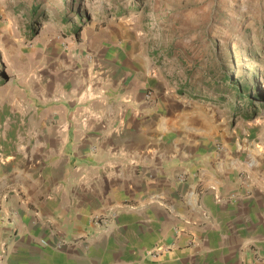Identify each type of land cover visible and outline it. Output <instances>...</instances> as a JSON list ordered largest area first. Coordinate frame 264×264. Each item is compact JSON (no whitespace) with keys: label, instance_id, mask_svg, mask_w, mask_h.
<instances>
[{"label":"crops","instance_id":"crops-1","mask_svg":"<svg viewBox=\"0 0 264 264\" xmlns=\"http://www.w3.org/2000/svg\"><path fill=\"white\" fill-rule=\"evenodd\" d=\"M63 89L1 150L0 264H264L263 154L143 75Z\"/></svg>","mask_w":264,"mask_h":264},{"label":"rangeland","instance_id":"rangeland-1","mask_svg":"<svg viewBox=\"0 0 264 264\" xmlns=\"http://www.w3.org/2000/svg\"><path fill=\"white\" fill-rule=\"evenodd\" d=\"M220 70L260 101L235 115L229 87L212 91ZM142 75L171 106L201 114L230 155H264V0H0V154L43 95Z\"/></svg>","mask_w":264,"mask_h":264},{"label":"trees","instance_id":"trees-1","mask_svg":"<svg viewBox=\"0 0 264 264\" xmlns=\"http://www.w3.org/2000/svg\"><path fill=\"white\" fill-rule=\"evenodd\" d=\"M37 8L34 7L31 10V13H24V18L26 20H32L35 17V12H36ZM120 11L122 10V8L119 9ZM61 20H67L66 18V14H61ZM166 58L172 59L173 55L166 54L165 55ZM213 80H215L214 86L212 87V91L214 92H218V89L221 88L223 85L226 87H229V89H227L226 91H228L229 93H234L235 94V99H234V106L230 107V111H233L236 115L237 111H238V106L240 105V103L244 102V101H248V105L247 107H252L253 106V102H259L260 101V96L259 95H253V97H251L252 95V89L250 86H248L247 84L245 85H239L234 83V81H232L231 76L227 75L226 73H223L222 70L218 71V75H211ZM179 88H183L184 90V95L186 97H195L197 95H201L200 93H196L194 91H191V89L189 87H179ZM197 100L204 102V103H208L210 102V98L207 96H204L202 98H197Z\"/></svg>","mask_w":264,"mask_h":264},{"label":"built area","instance_id":"built-area-1","mask_svg":"<svg viewBox=\"0 0 264 264\" xmlns=\"http://www.w3.org/2000/svg\"><path fill=\"white\" fill-rule=\"evenodd\" d=\"M152 97V93L151 92H147L146 93V98L149 100L150 98ZM215 150L220 152L223 150V146L220 144V143H215ZM177 233V232H176ZM66 242L65 241H61L60 243H58L57 247L58 248H61L63 245H65ZM162 250H165L164 248L162 247H156L155 249V253H158Z\"/></svg>","mask_w":264,"mask_h":264},{"label":"bare ground","instance_id":"bare-ground-1","mask_svg":"<svg viewBox=\"0 0 264 264\" xmlns=\"http://www.w3.org/2000/svg\"><path fill=\"white\" fill-rule=\"evenodd\" d=\"M45 26H48V24H46Z\"/></svg>","mask_w":264,"mask_h":264}]
</instances>
